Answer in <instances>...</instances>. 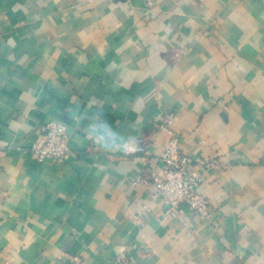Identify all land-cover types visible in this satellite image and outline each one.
I'll return each mask as SVG.
<instances>
[{
  "label": "crops",
  "instance_id": "obj_1",
  "mask_svg": "<svg viewBox=\"0 0 264 264\" xmlns=\"http://www.w3.org/2000/svg\"><path fill=\"white\" fill-rule=\"evenodd\" d=\"M210 220L166 215L168 134ZM50 122L70 153L41 164ZM195 170V167L193 168ZM264 264V0H0V264Z\"/></svg>",
  "mask_w": 264,
  "mask_h": 264
},
{
  "label": "built area",
  "instance_id": "obj_2",
  "mask_svg": "<svg viewBox=\"0 0 264 264\" xmlns=\"http://www.w3.org/2000/svg\"><path fill=\"white\" fill-rule=\"evenodd\" d=\"M144 3L152 6L155 0H144ZM165 131L168 134V142L159 157L161 170L150 180L142 179L143 182L154 186L153 198L165 205L168 217L176 219L187 209L203 219L210 220L209 201L199 191L202 177L198 171L214 168L215 162L206 159L192 160L181 149L179 136L172 129L170 121L167 122ZM31 151L41 164L63 163L70 153L67 126L60 122L45 125ZM70 262L88 264L79 257H71Z\"/></svg>",
  "mask_w": 264,
  "mask_h": 264
}]
</instances>
